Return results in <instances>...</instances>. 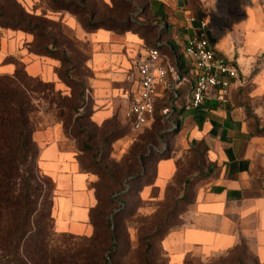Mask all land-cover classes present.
Returning a JSON list of instances; mask_svg holds the SVG:
<instances>
[{
	"label": "crops",
	"instance_id": "0c3cea01",
	"mask_svg": "<svg viewBox=\"0 0 264 264\" xmlns=\"http://www.w3.org/2000/svg\"><path fill=\"white\" fill-rule=\"evenodd\" d=\"M138 1L134 16L140 31H88L74 15L64 13V23L89 55L91 74L84 84L93 105L90 118L102 125L114 118L119 106L128 111L137 87L134 58L161 43V58L175 67L176 75L170 74L169 85L159 88L155 117L172 104L167 120L175 128L164 130L157 144L146 145L147 155L155 158L154 175L140 190L142 204L136 214L157 215L162 203L169 210L185 204L179 222L161 240L166 264L230 255H237L239 263L249 264L253 258L264 264V0ZM188 16L196 20L188 23ZM199 19L208 21L217 54L237 68L239 79L225 101L206 99L199 108L188 109L195 75L184 47ZM6 54L0 51V69L12 74L6 61L11 54ZM20 61L29 75L62 90L58 60L26 50ZM49 113L35 141L40 166L55 182L56 228L91 236L90 215L98 204L92 185L96 175L80 169L78 154L67 149L71 141L62 128L66 110ZM132 145L114 144L122 152Z\"/></svg>",
	"mask_w": 264,
	"mask_h": 264
},
{
	"label": "rangeland",
	"instance_id": "374dc122",
	"mask_svg": "<svg viewBox=\"0 0 264 264\" xmlns=\"http://www.w3.org/2000/svg\"><path fill=\"white\" fill-rule=\"evenodd\" d=\"M18 1L28 12L37 14L45 20L54 23V25H46L47 23H45L47 32L56 41L58 56L65 61L64 67H69L73 70V77H68L67 84L73 85L74 95L66 101L65 104L69 108V111L68 113L66 112V115L62 119L64 133L71 141V144L67 145V149L74 148L75 152L79 155L80 169L97 173L95 180L98 181L104 193L106 189L110 188L118 196L123 195L127 191L126 189L129 188V178L126 174L127 169L131 167L134 173H139L137 166L139 158L136 152L142 151L143 153H147L148 148H146V145L148 143L157 144L158 136L164 137L165 133L163 131L171 127L170 122L164 118L162 121L156 120L145 131L135 133L130 128L127 110L125 111L122 106L117 108L114 118L106 120L102 125L92 121L90 114L92 113L93 105L91 99L87 97L89 93L85 92V100L82 102L78 98L81 88L73 84L74 82L80 83V81H85L86 77L90 76L91 73L87 67L89 55L86 53L84 44L74 37L73 32L63 21L64 13H71L62 10L56 11L58 7L63 5L61 2L56 3L52 0ZM65 2L74 3L71 6V11L76 8L81 10L83 7H87L92 11H96L98 17L118 16V13L108 9L103 1L95 4L86 2L82 5H79L78 0H65ZM137 2L139 1L132 0L133 4ZM1 3L0 1V5ZM81 17L87 18L88 14H83ZM28 42H32V46H37L38 49L44 46L42 45L41 37L34 38L33 35L26 32L0 27V51H6V55L11 54V56L6 58V61L11 63L9 64L11 66L8 67L11 71L9 73L15 72L16 69L25 70L20 57L28 50ZM58 64H60L59 60ZM2 70L0 69V76H2ZM37 85L36 82H32L34 89H30L32 99V112L30 116L34 127V141L36 132L45 126L47 123L46 118L50 114L49 112L55 107L50 103L51 98L59 99L55 93L59 90L57 86L51 90L50 88L39 87ZM61 87L62 97L67 98L64 95L72 93V90L65 84H62ZM159 116L163 117L162 111ZM118 140L130 145L136 143V147L131 152H128L130 147L127 152H122V148V151H120V148L118 149L114 146V144L119 143ZM36 145V155L33 160H30L23 167V170H26V176L34 174L39 182L36 211L32 215L31 221L32 225L37 229L34 239H38L40 242L44 241L48 245L52 260L61 258L68 260L65 264H73V262L84 264L86 259L88 261L89 257L90 262L99 264L102 262V258L105 257L111 264H166L161 240L166 229L179 222L178 216L186 210L185 204L173 206L169 210V208L163 209L164 203H162L159 210L160 213L152 216L139 213L133 215L130 209L125 214H121V216H110L109 219L113 224L111 229L115 230L116 228L117 239L114 241V244H109L108 247H104L106 242L104 235L106 231L105 227L100 228L97 236L92 238L62 234L56 228V221L59 217V199L56 194L55 182L41 168L40 146L37 142ZM133 153H136V155H133ZM147 166L149 176L151 177L154 175V162H149ZM29 167L35 168L32 173H30ZM129 201H132V197H130ZM116 203L118 204V200L115 202L114 212H117ZM167 211H169L168 214H165ZM101 221L102 219H99V224ZM30 250H34V246H30ZM238 259L240 258L237 255L212 256L193 258L188 264H243L237 262ZM0 264L31 263L27 262L23 257H19L18 260L2 257L0 258ZM249 264L255 263L252 261Z\"/></svg>",
	"mask_w": 264,
	"mask_h": 264
},
{
	"label": "trees",
	"instance_id": "16d2710c",
	"mask_svg": "<svg viewBox=\"0 0 264 264\" xmlns=\"http://www.w3.org/2000/svg\"><path fill=\"white\" fill-rule=\"evenodd\" d=\"M0 27L22 31L34 36V38H42L43 47H33L32 42L27 43L28 52L38 56H47L59 60L60 68L58 75L63 84L70 87L72 93L67 98L62 97V91L59 89L55 92L59 97L51 98V105L54 108H64L68 113L69 108L65 104L68 98L73 97V85L67 84L68 77H73V70L69 67L65 68V61L58 56V46L53 36L47 32L46 25H54L53 22L45 20L43 17L28 12L18 0H0ZM56 3L61 2L63 5L58 7L56 11H69L77 17L83 27L88 31H93L99 28L114 30L118 33L126 31H140L142 25L137 23L134 13L137 11L132 0H110L111 5L105 3L108 9L116 11L118 16L98 17L96 11H92L87 7L81 10L74 9L71 11L73 2H65V0H52ZM104 0H78L79 5L83 3H97ZM55 11V10H54ZM83 14H88L87 18L81 17ZM44 23V24H43ZM45 23H47L45 25ZM151 30L150 27H146ZM53 40L52 42H49ZM41 45V46H42ZM65 56V53H64ZM66 60V58H65ZM70 80V79H69ZM32 82H36L39 87L54 89L53 82H44L38 77H32L26 70L16 69L13 74H2L0 76V258L10 257L18 260L23 257L31 264H65L66 261L61 258L52 260L50 258V249L44 242L34 239L36 227L32 225L31 217L36 211V204L39 191V182L34 174L26 176V170L23 167L33 160L37 153L36 141L33 139L34 127L31 123L32 99L30 89H34ZM70 82V81H69ZM71 83H73L71 81ZM74 85L79 86L80 92L78 98L84 102L86 87L84 81L74 82ZM91 115V114H90ZM164 117V116H163ZM163 117H154V121H162ZM131 128V126H130ZM141 140V139H140ZM140 142V141H139ZM141 144V143H140ZM138 146V145H137ZM140 146V145H139ZM136 143H133L128 152L133 151ZM143 149V145H142ZM139 161L137 166L139 173H134L132 168L128 167L126 174L129 178V188L123 195L118 196L117 193L111 191L110 188L103 192L98 181L92 183L98 204L91 211V222L94 227L93 234L88 236L92 238L97 236L100 228L105 227V244H114L117 239V230H112V221L110 216H121L127 210H132L133 215L141 206L142 200L139 197L141 188L152 180L153 176H149L147 164L154 162L153 154L147 155L142 151L136 152ZM133 153V155H136ZM78 161L79 155H78ZM135 158V157H132ZM80 163V162H79ZM34 167L30 168V173L34 171ZM97 175L96 172L84 170ZM117 197V199H115ZM132 197V201L130 200ZM118 200L117 212H114L115 202ZM99 219H102L99 224ZM68 234V233H62ZM72 235V234H68ZM75 237H81L76 236ZM30 246H34V250H30ZM106 250V249H105ZM56 258V257H54ZM252 261H256L252 258ZM73 264H80L74 263ZM84 264H95L86 259ZM99 264H111L107 258L103 257Z\"/></svg>",
	"mask_w": 264,
	"mask_h": 264
},
{
	"label": "built area",
	"instance_id": "2783aa9c",
	"mask_svg": "<svg viewBox=\"0 0 264 264\" xmlns=\"http://www.w3.org/2000/svg\"><path fill=\"white\" fill-rule=\"evenodd\" d=\"M195 20L193 16L186 18L188 23ZM161 45L158 43L149 49L146 55L135 57L133 61L135 70L133 80L137 87L130 96L127 116L135 133L144 131L154 120L159 88L169 85L170 74L176 75L175 67L163 62L160 53ZM184 57L192 66L195 75L186 107L197 109L206 99L225 101L233 83L239 79V73L234 65L217 54L206 19H199L197 31L187 38ZM171 107L172 104L162 111L166 120ZM174 128L175 125L171 127V130Z\"/></svg>",
	"mask_w": 264,
	"mask_h": 264
},
{
	"label": "water",
	"instance_id": "95a60500",
	"mask_svg": "<svg viewBox=\"0 0 264 264\" xmlns=\"http://www.w3.org/2000/svg\"><path fill=\"white\" fill-rule=\"evenodd\" d=\"M179 1H181V0H179Z\"/></svg>",
	"mask_w": 264,
	"mask_h": 264
}]
</instances>
